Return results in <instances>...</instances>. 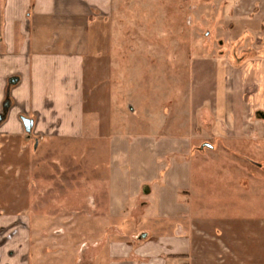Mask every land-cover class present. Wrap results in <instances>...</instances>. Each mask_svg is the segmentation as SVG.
Returning a JSON list of instances; mask_svg holds the SVG:
<instances>
[{
  "label": "rangeland",
  "instance_id": "1",
  "mask_svg": "<svg viewBox=\"0 0 264 264\" xmlns=\"http://www.w3.org/2000/svg\"><path fill=\"white\" fill-rule=\"evenodd\" d=\"M238 1L114 0V12L100 31L104 42L114 44L109 50L114 52L116 74L111 99L119 112L112 114L118 125L125 122V130L120 123L109 132L117 150L114 166L121 168V138L133 141L139 133L152 136L163 130V138L173 135L184 141L192 125L195 140L178 166L182 170L180 187L176 188L179 194L175 195L165 177L172 158L166 155L159 159V186L167 192L165 198L168 203L189 206L188 220L200 234L198 238L193 233V243L200 239L226 264H264V191L252 189L255 181L249 173L259 170L255 185L264 187V145L255 150L251 142L233 148L220 141L211 144L217 148L214 152L221 147L235 152L237 159L210 158L209 144L203 149L205 155L198 156L204 140L203 125L211 120V97H205V92L213 87L215 68L226 67L234 43L240 40L241 27L234 19ZM87 120L89 129V115ZM126 124L132 127L129 136ZM86 135L80 141L38 144L34 150L29 178L34 190L26 197L29 195L35 207L30 210L29 237L15 242L22 253L15 257L16 263L204 264L195 251L186 260L163 252L153 257L142 255L146 244L141 232L148 223L161 220L159 209H152L145 219L118 218L106 224L91 209L79 208L94 196L95 186H104L105 182L97 179L108 161L104 155L107 143L96 146L99 151L93 158L92 134ZM238 228L243 230L244 247L253 244L250 256L234 255L230 239ZM24 254H28L26 260L22 259Z\"/></svg>",
  "mask_w": 264,
  "mask_h": 264
},
{
  "label": "crops",
  "instance_id": "2",
  "mask_svg": "<svg viewBox=\"0 0 264 264\" xmlns=\"http://www.w3.org/2000/svg\"><path fill=\"white\" fill-rule=\"evenodd\" d=\"M114 5V0H0V264H17L15 257L22 253L15 242L30 235V210L35 202L26 194L34 190L29 180L34 150L42 143L86 139L87 132L92 134L93 158L99 151L96 146L105 141L108 161L97 179L104 181V186H95L94 196L79 208L91 209L106 224L118 218L140 220L152 209H159L161 220L148 223L141 232L146 244L142 255L153 257L163 252L186 260L195 251L204 264L227 263L217 259L200 239L193 243L197 230L188 220L189 206L168 203L167 192L159 186V159L170 155L173 163L165 177L175 195L179 194L176 188L182 170L178 166L195 140L192 125L184 141L173 135L163 138V130L152 136L139 133L133 141L121 138L124 163L121 168L114 166L117 150L110 142L109 130L121 123L114 122L112 114L119 112L111 99L116 74L114 52L109 50L114 44L104 42L100 31ZM234 15L236 26L241 27L240 40L234 43L225 69L215 68L213 87L205 92V97H211V120L203 125L198 156L205 155V144L220 141L233 148L248 142L255 150L264 145V0H239ZM13 79L16 81L10 83ZM22 118L32 122L29 133ZM121 125L125 130L124 121ZM126 129L129 136L132 127ZM211 147L207 148L212 151L210 158L238 157L233 151L219 147L217 153L216 146ZM258 171L249 170L255 181L251 187L257 192L264 191L255 185ZM241 173L237 170L236 174ZM242 237L243 230L238 228L230 239L234 255L250 256L253 244L245 248ZM225 252L231 254V250Z\"/></svg>",
  "mask_w": 264,
  "mask_h": 264
},
{
  "label": "water",
  "instance_id": "3",
  "mask_svg": "<svg viewBox=\"0 0 264 264\" xmlns=\"http://www.w3.org/2000/svg\"><path fill=\"white\" fill-rule=\"evenodd\" d=\"M16 80H10V83H14ZM22 123H23V126H24V130L26 133H29L30 130H31V126H32V122L31 120L29 119H26V118H22ZM205 146H209V145H205ZM210 147V146H209ZM144 237V236H143Z\"/></svg>",
  "mask_w": 264,
  "mask_h": 264
}]
</instances>
